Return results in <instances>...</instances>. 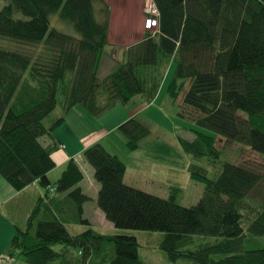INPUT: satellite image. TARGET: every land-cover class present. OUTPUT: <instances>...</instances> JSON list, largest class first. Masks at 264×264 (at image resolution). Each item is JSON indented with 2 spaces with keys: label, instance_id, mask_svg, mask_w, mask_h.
<instances>
[{
  "label": "trees",
  "instance_id": "obj_1",
  "mask_svg": "<svg viewBox=\"0 0 264 264\" xmlns=\"http://www.w3.org/2000/svg\"><path fill=\"white\" fill-rule=\"evenodd\" d=\"M151 2L155 32L125 48L124 60L102 82L97 74L110 18L104 0H4L0 6V176L18 192L37 183L47 199L37 201L24 229L15 228L6 258L142 264L135 237L103 233L83 217L91 199L79 186L86 173L74 160L56 182L48 179L55 168L53 133L76 107L98 117L137 98L151 105L173 67L163 107L203 130L177 138L191 157V182L204 188L201 198L186 208L177 203L180 188L162 199L125 184L126 165L95 143L81 157L99 186L96 207L113 230L163 233L160 248L172 264H264V174L239 161L243 150L231 163L222 159L225 147L216 146L247 148L264 164V0ZM55 13L79 38L50 28ZM116 133L129 153L145 150L160 161L172 152L138 117ZM79 224L87 229L71 234L66 228Z\"/></svg>",
  "mask_w": 264,
  "mask_h": 264
},
{
  "label": "rangeland",
  "instance_id": "obj_2",
  "mask_svg": "<svg viewBox=\"0 0 264 264\" xmlns=\"http://www.w3.org/2000/svg\"><path fill=\"white\" fill-rule=\"evenodd\" d=\"M150 1L108 0L105 2L110 8V18L107 39L108 45L97 74L100 82L107 77L115 65L122 61L120 56H122L121 52L125 48L141 41L145 33L151 34L157 28H146L147 13H150V9H152ZM3 4L4 0H0V6ZM16 17L22 18L20 14H16ZM50 28L79 38V34L72 25L61 20L58 13L50 16ZM172 71L173 67L168 71L163 86L160 88L156 100L151 105H147L141 99L137 98L133 102L134 105H130L127 108L119 106L98 117L90 115L81 107H76L67 115L64 125L60 126V129L58 127V130L56 129L53 135L57 141L64 144L67 142L68 145L71 141H76L75 138L71 140L73 133H77L83 138H86V136L92 138L99 133L110 136V140L116 145V149L111 154H116L126 165L124 175L125 184L162 199L169 197L171 188H180L182 193L177 197V203L182 207L188 208L199 201L204 188L201 184H193L191 182L188 173L191 157L181 152L177 138L181 137L189 140L190 137L193 138V131L203 130H200L189 121L182 120L170 114L164 109L163 100ZM103 97L100 94L97 96L98 106L103 103ZM133 117H138V119L148 125L151 130L150 136L158 138L161 143L164 142L172 152L166 155L160 154V161H154L152 156H150L152 152L147 153L145 150L132 155L133 157L131 159V153L126 150L120 136L116 133V129L122 123ZM205 132L207 133V131ZM216 146L218 148L225 147L226 150L222 154V159L231 163L237 160L240 151L243 150L245 153L239 161L244 164L248 161L247 164L252 165L264 174L263 160L257 155L245 151L249 149L223 142L217 143ZM262 158L264 159V157ZM195 163L201 164V162ZM60 174L61 171L58 170L52 173L51 178L59 179L57 177H60ZM86 180L88 181V185L91 186L92 180L90 176H86ZM94 183L98 186L95 181ZM96 196L94 198L90 196V199L93 198V201L90 200L84 204L83 217L85 219L91 222L93 218L94 225L103 233L127 234L135 237L139 244L138 257L142 264H172L166 260L165 253L160 248L163 233L119 229H112L110 231L100 216L94 215L95 217H93L91 208L93 204L95 205ZM66 228L71 234H76L87 229V226L82 224L74 226L66 225ZM60 248V245H56L52 249L59 251ZM16 259L17 263L27 264L22 257ZM8 261L9 263L11 262V260ZM177 264H180V262Z\"/></svg>",
  "mask_w": 264,
  "mask_h": 264
},
{
  "label": "crops",
  "instance_id": "obj_3",
  "mask_svg": "<svg viewBox=\"0 0 264 264\" xmlns=\"http://www.w3.org/2000/svg\"><path fill=\"white\" fill-rule=\"evenodd\" d=\"M104 1L107 2L108 0H104ZM121 54H122V56H120L121 60H124L123 51L121 52ZM72 110H70L69 113ZM65 122H66V118H65L64 123ZM64 123L61 126H63ZM60 128L61 127H59L58 129ZM88 137L89 136H86V138H83L79 134L73 133V135L71 136V140L75 138L76 141H73V142L71 141L68 145L67 142H65L64 144L60 141H57L53 135L54 140L57 142V149L52 154V158L55 162V168L48 174V179L51 182H55L57 179L51 178L52 173L58 170H60L62 173L65 169L66 164L70 160H74L79 165V167L86 173V176H90V179L92 180L91 186L88 185V181L86 180V178H85V181H82V183H80L79 186L81 187L83 193H85L89 197L92 196L94 198L97 194L98 186L94 183L93 173L91 169L85 163H83V160L81 157L82 152L89 146L95 143H100L106 150H108V152L111 153L112 151L116 149V145H114V143L110 140V136L104 135L103 133H99L98 135H95L92 138H88ZM60 146H64V148H60ZM136 153L137 152L131 153L130 158L132 159L133 157L132 155ZM45 195H46V190L40 188L37 185V183H34L33 185L23 189L22 191H19V192L15 191L0 176V264H20V263H17V259L6 258V256L4 255V250L6 249L9 242L12 240V238L14 237L15 232H16L15 228H20V229L25 228L27 217L29 213L31 212V210L33 209L34 205L37 203V201L41 198L44 201L47 200ZM60 198H63V195H59L57 199H60ZM93 198L91 199L92 201H93ZM57 205H59V203H55V206ZM95 207H96V204L95 205L93 204L91 208L93 217H95L94 215L100 216L103 219L105 225L111 231L113 229L111 224H109L105 220L102 213L97 209V207L96 208ZM69 215H73V213L69 212L68 216ZM69 219H70V216H69ZM69 226H74V225H69ZM90 226L94 229H97L96 225H94L93 218L91 219ZM8 260H11V262L9 263Z\"/></svg>",
  "mask_w": 264,
  "mask_h": 264
},
{
  "label": "built area",
  "instance_id": "obj_4",
  "mask_svg": "<svg viewBox=\"0 0 264 264\" xmlns=\"http://www.w3.org/2000/svg\"><path fill=\"white\" fill-rule=\"evenodd\" d=\"M150 5L152 6V9H150V13H147L148 18L146 19V28L153 29L157 27L158 12L151 1ZM154 32L155 31L152 33ZM60 148H64V146H60Z\"/></svg>",
  "mask_w": 264,
  "mask_h": 264
}]
</instances>
